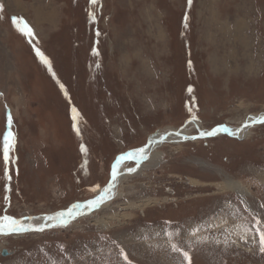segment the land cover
<instances>
[{
  "label": "rangeland",
  "instance_id": "374dc122",
  "mask_svg": "<svg viewBox=\"0 0 264 264\" xmlns=\"http://www.w3.org/2000/svg\"><path fill=\"white\" fill-rule=\"evenodd\" d=\"M263 113L264 0H0V216L95 197L157 132ZM247 132L156 145L89 214L0 236V264H264V123Z\"/></svg>",
  "mask_w": 264,
  "mask_h": 264
},
{
  "label": "snow or ice",
  "instance_id": "6c2138e0",
  "mask_svg": "<svg viewBox=\"0 0 264 264\" xmlns=\"http://www.w3.org/2000/svg\"><path fill=\"white\" fill-rule=\"evenodd\" d=\"M91 3H96V0H90ZM189 5L191 4V0H188ZM94 18V17H93ZM187 17H185L186 19ZM14 23H19V24H23V28L21 29V31H23L26 35H32V31L31 29L28 27V25L26 23H24V21L21 19L14 20ZM36 54L38 57H40V59L45 63V64H49V61L47 60V58L43 55V53L37 48L36 49ZM63 87V86H61ZM73 112H75V109L72 110ZM193 119H195V117H193ZM253 123H264V116H260L259 118H254L252 120ZM8 123H11V117L9 116L8 118ZM245 127L247 126V124L244 125ZM215 132V130H213V132L210 133H205L206 135H213ZM14 145V135L11 131L7 132L6 135H4L3 137V158H4V162H5V169H4V177L8 180L11 179V177L8 174V169H7V163L9 161V152L12 149ZM81 151H86V148L81 145ZM143 153V149H137L134 151H129L127 153H123L120 156H118L114 162V164L112 165V169H111V177L112 180H115L117 175H118V168L119 165L121 164V162L125 159H131L134 156H137L139 154ZM132 169H129V171H131ZM109 184H111V181L109 182ZM111 190L110 187H105L103 189V193L106 195L109 191ZM93 191L95 192L96 189H93ZM104 198L103 195H101L100 197L96 198V199H92L87 201V205L89 207H94L97 204H99L101 202V200ZM5 199H7V197H5ZM84 205L82 204H73L72 207L70 209H68L66 212L61 211L56 213L55 217H51V218H61V222L62 223H66L65 220H63L62 218L65 216H72L73 214V209H77V208H81ZM257 227H256V231L260 236V244H261V248L260 250L262 252H264V231H261L259 228V224L261 223L260 220H257ZM24 226L22 224H20V222L18 220H16L15 218H13L10 215H3L0 216V231L3 230H9V231H15V230H23ZM173 249L178 251L179 249L176 248L175 245H173ZM185 260H189V256L187 252L183 253ZM190 264V261H189Z\"/></svg>",
  "mask_w": 264,
  "mask_h": 264
},
{
  "label": "water",
  "instance_id": "95a60500",
  "mask_svg": "<svg viewBox=\"0 0 264 264\" xmlns=\"http://www.w3.org/2000/svg\"><path fill=\"white\" fill-rule=\"evenodd\" d=\"M260 116H264V113L262 115H259L257 118H259ZM245 123H247L248 125H251L252 126L254 124H258L259 122L253 123L252 120L251 121L250 120L249 121L247 120ZM226 127L227 126H225V125L217 126V127L213 128V129H211L209 131L207 130V131H205L203 133L200 132V134H198V135H187V134L182 133V132H180L178 130H175L177 132V134L181 138H179V140H177V141H171V142L176 143V142H179V141L194 140L196 138H202V137H207V136H216V135H220V134H225V135H228V136H235V134L233 133V131H231V129H224ZM238 128H240V126L236 127L235 129H238ZM213 130H215V132H214L213 135H206L205 134V133L213 132ZM164 141H167V140H164ZM149 142H150V140H148L147 143L144 146H142V147H140L138 149H141V148L142 149L143 148L145 149L146 146L149 144ZM160 143H162V142H160ZM135 150H137V149H135ZM130 151H133V150H130ZM127 152H129V151H127ZM127 152H125V153H127ZM125 160H134L135 165L133 167H131V168H123V170L121 172V175H123V176L124 175H131V174L136 173L138 170H140L142 168V162L145 161L146 159H144V157L142 156V157H137L136 159H125ZM129 169H132V170L129 171ZM111 180H112V177L110 176L109 181L103 186V188L100 190V192L95 197H93L91 199H88V200H86L84 202H76L74 204H77V203L84 204V203H87V201H89V200L96 199V198L100 197L101 195H103L104 198L101 200V202L99 204H97L96 206H94L92 210L99 208L103 203L111 200L117 194V189H116V186L117 185L113 183V186L111 188V184H109V182ZM105 187H110L111 188V190L106 195L103 193V189ZM72 205H70L68 208H66L64 210H60V211H57V212H54V213H50V214H42V215H37V216H27V217L17 218L16 220H18L24 226L23 230H17V231L3 230V231H0V236H7V235H9L11 233H23V232H30V231H42V230H46V229H49V228L54 227V226H58V225L65 224V223L60 224V223L50 222L49 224H45V225L44 224H37V226H36V225H32L31 222L34 221V220H38L40 218H42L44 222L46 220H48V219H50V220L51 219H56V218H51V217H55L56 213H58V212H61V211L66 212L68 209H70L72 207ZM86 214H88V213L86 212V213H82V214H79V215H75L73 217H70V218H68V220H66V223L69 222L70 220H73L75 218L84 216ZM6 254H8V253H7V251L5 249H3V250L0 251V255L1 256H5Z\"/></svg>",
  "mask_w": 264,
  "mask_h": 264
},
{
  "label": "bare ground",
  "instance_id": "6f19581e",
  "mask_svg": "<svg viewBox=\"0 0 264 264\" xmlns=\"http://www.w3.org/2000/svg\"><path fill=\"white\" fill-rule=\"evenodd\" d=\"M82 117V116H81ZM258 116H256V115H252V116H250L247 120L249 121H251V120H253L254 118H257ZM232 124V123H231ZM245 124H247V123H243L241 126H240V128H238V129H235L236 127H226V128H224V129H231V131H233V133L236 135V136H238L239 138H242V137H244L248 132V130H249V127L251 126V125H248L247 124V126L245 127L244 125ZM218 130V129H217ZM220 130V129H219ZM178 131H180V132H182V133H185L184 132V130L183 129H181V130H178ZM205 132V131H204ZM186 134V133H185ZM179 138H181L178 134H177V132L175 131V130H168V131H166V132H157V133H155V134H153V135H151V137H150V142H149V144L146 146V148L144 149L143 148V153L142 154H139V155H137V156H134L133 158H131V159H136L137 157H144V159H146L147 161L145 162V163H142V168H145V167H150V166H153V165H156L157 164V162H154L155 160H157V158L161 155V154H159L158 153V151L157 152H154V153H152V151H153V149H154V147L156 146V145H158L160 142H163L164 140H167V141H177V140H179ZM180 146V145H179ZM134 151V150H133ZM124 161L125 160H123L122 162H121V164L119 165V168H118V175H117V177H116V179L115 180H111V188H112V186H113V183L114 184H116V185H118V182H119V180L123 177V175H121V172H122V170H123V163H124ZM138 172V171H137ZM142 172V171H141ZM142 174V173H141ZM220 174V173H219ZM220 177L219 178H222L221 180V183L220 184H227L228 186H233L234 184H237V182L235 181V180H231V179H229V180H227L226 179V177L227 176H225V177H223L224 175H219ZM253 181V180H252ZM218 183V184H219ZM115 187V186H114ZM117 187V186H116ZM234 187V186H233ZM222 188V187H221ZM263 188V187H262ZM238 191H240V189L238 190ZM254 191V190H253ZM243 195V194H242ZM147 201V200H146ZM144 202V201H143ZM147 202H150V201H147ZM82 205H84L83 207H81V208H77V209H73V214H72V216H65V217H63L62 219L63 220H68V218H70V217H73V216H75V215H79V214H82V213H90L91 211H92V209H93V207H89L88 205H87V203H84V204H82ZM138 205V204H137ZM142 205V204H141ZM128 206V205H127ZM127 206H125V207H127ZM132 206V205H131ZM136 206V205H135ZM232 206V205H231ZM110 207V206H109ZM121 207V206H120ZM115 208V207H114ZM122 208V207H121ZM128 209V208H127ZM227 209V208H226ZM247 209V208H246ZM124 210V209H123ZM129 210V209H128ZM234 210V209H233ZM257 210V209H256ZM131 211V210H130ZM264 212V211H263ZM99 213V212H98ZM104 215V214H103ZM122 215V214H121ZM223 215V214H222ZM127 216V215H126ZM260 216V215H259ZM124 217V216H123ZM79 218V217H78ZM117 219V218H116ZM105 221H106V219H104ZM50 222H55V223H60V224H62V222H61V218H56V219H48V220H46L45 222L43 221V219L42 218H40V219H38V220H34V221H32L31 222V224L32 225H36L37 226V224H49ZM20 224H22V223H20ZM184 224V223H183ZM187 224V223H186ZM205 226V225H204ZM203 226V227H204ZM228 226V225H227ZM234 226V225H233ZM215 227V226H214ZM218 227V226H217ZM219 228V227H218ZM230 229V228H229ZM231 230V229H230ZM15 231H17V230H15ZM218 231V230H217ZM164 232V231H163ZM156 235H157V233H155ZM154 234V235H155ZM127 237V236H126ZM200 237V236H199ZM121 238V237H120ZM143 240V239H142ZM160 240V239H159ZM158 240V241H159ZM166 241V240H165ZM3 242V241H2ZM161 242H162V240H161ZM4 243V242H3ZM147 245V244H146ZM161 249V248H160ZM166 257V256H165ZM173 261V260H172Z\"/></svg>",
  "mask_w": 264,
  "mask_h": 264
}]
</instances>
